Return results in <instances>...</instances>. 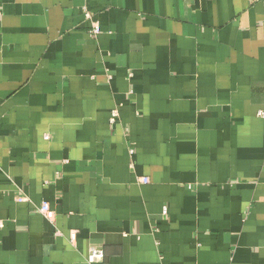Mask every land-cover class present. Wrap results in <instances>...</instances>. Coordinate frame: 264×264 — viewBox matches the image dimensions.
Wrapping results in <instances>:
<instances>
[{"label":"crops","instance_id":"obj_1","mask_svg":"<svg viewBox=\"0 0 264 264\" xmlns=\"http://www.w3.org/2000/svg\"><path fill=\"white\" fill-rule=\"evenodd\" d=\"M0 6V264H264V0Z\"/></svg>","mask_w":264,"mask_h":264},{"label":"built area","instance_id":"obj_2","mask_svg":"<svg viewBox=\"0 0 264 264\" xmlns=\"http://www.w3.org/2000/svg\"><path fill=\"white\" fill-rule=\"evenodd\" d=\"M3 14V9L2 7L0 6V17L2 16ZM87 17L90 18L91 17V14L87 11L86 13ZM93 33L95 35H97L99 32H100V26L98 25V23L94 24L93 25ZM264 115V114H263ZM117 111H114L112 112V117H111V122H115L117 120ZM46 139H49L50 138V135H46L45 136ZM131 152H134V149H131ZM148 181V178L144 177L142 178V182H147ZM19 201H23L25 200V197L23 196H19L18 199ZM40 212L43 213L48 219L52 220L54 218V215H55V212L51 209V206L49 205L48 202H43L42 205L40 206L39 208ZM164 212H166V208L164 209ZM3 226V222L2 220H0V227ZM75 239V234H72L71 236V240H74ZM104 257V251L100 248H97V247H91L90 248V252H89V255H88V262L90 264H93V263H96L100 260H102Z\"/></svg>","mask_w":264,"mask_h":264}]
</instances>
